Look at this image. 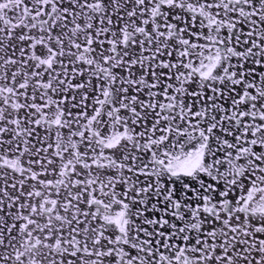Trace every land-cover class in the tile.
I'll return each mask as SVG.
<instances>
[{
  "label": "snow or ice",
  "instance_id": "6c2138e0",
  "mask_svg": "<svg viewBox=\"0 0 264 264\" xmlns=\"http://www.w3.org/2000/svg\"><path fill=\"white\" fill-rule=\"evenodd\" d=\"M0 264H264V0H0Z\"/></svg>",
  "mask_w": 264,
  "mask_h": 264
}]
</instances>
